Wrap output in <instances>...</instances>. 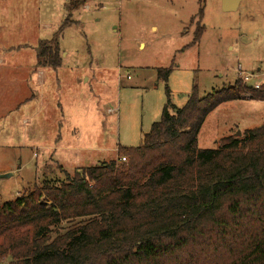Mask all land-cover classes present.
Instances as JSON below:
<instances>
[{
  "label": "rangeland",
  "instance_id": "obj_1",
  "mask_svg": "<svg viewBox=\"0 0 264 264\" xmlns=\"http://www.w3.org/2000/svg\"><path fill=\"white\" fill-rule=\"evenodd\" d=\"M71 1L0 0V175L12 174L0 178V205L44 178H63L61 165L74 172L141 146L168 101L173 112L195 87L204 97L239 77L264 84V0H243L234 11L222 0H87L75 10ZM201 5L205 31L191 45ZM66 19L73 24L61 30ZM55 39L64 62L38 66L47 72L40 86L33 61L41 41ZM172 65L167 82L160 79L159 69ZM248 97L207 116L201 148L264 124V101Z\"/></svg>",
  "mask_w": 264,
  "mask_h": 264
},
{
  "label": "trees",
  "instance_id": "obj_2",
  "mask_svg": "<svg viewBox=\"0 0 264 264\" xmlns=\"http://www.w3.org/2000/svg\"><path fill=\"white\" fill-rule=\"evenodd\" d=\"M87 0H72L77 9ZM204 7L192 18L197 44ZM66 19L61 27L72 25ZM41 65H63L58 39L41 41ZM173 65L159 69L167 82ZM169 91V89H168ZM264 84L233 86L162 117L116 159L44 178L0 205V261L8 264H264V124L201 148L207 116ZM125 156L127 161H121Z\"/></svg>",
  "mask_w": 264,
  "mask_h": 264
},
{
  "label": "crops",
  "instance_id": "obj_3",
  "mask_svg": "<svg viewBox=\"0 0 264 264\" xmlns=\"http://www.w3.org/2000/svg\"><path fill=\"white\" fill-rule=\"evenodd\" d=\"M242 1L243 0H241V3H242ZM240 3V4H241ZM239 7H240V5H239ZM238 7V8H239ZM2 60L0 59V62H1ZM64 62V61H63ZM40 63V60L39 59H37V60H34L33 61V65L35 66V68L33 69L32 68V70L34 71H36L37 72V75H38V79H39V81H38V84L40 85V86H45V81H46V76H47V72L43 69V68H41V67H39L38 68V66H40L41 64H39ZM1 64H4V61H2V63ZM24 64V63H23ZM1 66V65H0ZM47 68H49V67H47ZM50 70V69H49ZM2 70H0V72H1ZM42 72V73H41ZM2 74L3 73H0V76H2ZM2 78H6V75H3L2 76ZM22 79V78H21ZM89 79V81H90V77L88 78ZM18 80H20V79H18ZM77 81L78 82H82L83 81V77H80V76H78L77 77ZM39 96V92H38V94H37V96L34 94L33 95V98H35V97H38ZM32 98V99H33ZM248 98H251V97H248ZM26 101H28V100H26ZM261 101V100H260ZM39 113H41V110L39 109V110H37V112H35V116L36 115H38ZM30 121V118H24V123H28ZM80 136V135H79ZM78 141V140H77ZM36 146H38V147H40L41 146V144H39V143H37L36 144ZM63 148H70V146H62ZM61 166H63V165H61ZM64 167V166H63ZM9 171L8 170H5V171H2L1 172V174L2 175H5L6 173H8ZM12 175V174H11ZM7 177H9V176H7Z\"/></svg>",
  "mask_w": 264,
  "mask_h": 264
},
{
  "label": "water",
  "instance_id": "obj_4",
  "mask_svg": "<svg viewBox=\"0 0 264 264\" xmlns=\"http://www.w3.org/2000/svg\"><path fill=\"white\" fill-rule=\"evenodd\" d=\"M240 3L241 0H222V8L224 11H234L238 9ZM238 133H240V131ZM5 176H11V174H6ZM5 176L0 175V178Z\"/></svg>",
  "mask_w": 264,
  "mask_h": 264
},
{
  "label": "built area",
  "instance_id": "obj_5",
  "mask_svg": "<svg viewBox=\"0 0 264 264\" xmlns=\"http://www.w3.org/2000/svg\"><path fill=\"white\" fill-rule=\"evenodd\" d=\"M254 76H257V75H254ZM251 77H253V75H244V81L246 82V83H249V82H251ZM260 86V84L259 83H257L256 84V87H259ZM120 160L121 161H127V158L125 157V156H122V157H120Z\"/></svg>",
  "mask_w": 264,
  "mask_h": 264
}]
</instances>
